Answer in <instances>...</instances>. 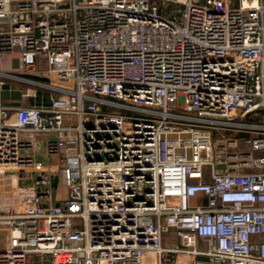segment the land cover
Instances as JSON below:
<instances>
[{"label": "built area", "instance_id": "built-area-1", "mask_svg": "<svg viewBox=\"0 0 264 264\" xmlns=\"http://www.w3.org/2000/svg\"><path fill=\"white\" fill-rule=\"evenodd\" d=\"M16 49L0 264H264V0H0Z\"/></svg>", "mask_w": 264, "mask_h": 264}, {"label": "crops", "instance_id": "crops-1", "mask_svg": "<svg viewBox=\"0 0 264 264\" xmlns=\"http://www.w3.org/2000/svg\"><path fill=\"white\" fill-rule=\"evenodd\" d=\"M19 50L16 49L14 52V55L6 56L1 60L0 64V70H2L4 73L9 75H19L22 77H26L28 79H35L38 82H47V81H41L36 76H24L21 72H19L18 66L19 62L15 58L18 57ZM13 60L16 62L14 66L11 64L13 63ZM44 63H41L40 69H43ZM55 77V78H54ZM51 78L54 81V84L59 85L57 82L56 76H53L51 74ZM5 85H4V91L2 95L3 103L16 107V106H33V105H42L47 104L49 102L50 97L52 94H50V90H46L43 87L37 86L35 84H30L24 81H20L17 79L12 78H3ZM30 95V96H28ZM55 95V94H54ZM51 139H56L54 136L43 137L40 139V141L37 144V149L35 150V158L37 161L44 163V165L48 164L47 157H46V149H45V141ZM53 187L55 188V203L60 205V202L65 200L68 196V189L63 185L62 180L60 178H57L54 180ZM166 244H173L180 243L179 240H172L170 238L165 239Z\"/></svg>", "mask_w": 264, "mask_h": 264}, {"label": "rangeland", "instance_id": "rangeland-1", "mask_svg": "<svg viewBox=\"0 0 264 264\" xmlns=\"http://www.w3.org/2000/svg\"><path fill=\"white\" fill-rule=\"evenodd\" d=\"M169 4L165 5L164 10H165V12L167 11L168 12L167 14L169 15V17L172 18L174 15H178V13L181 11L182 7L178 8L177 6H173V5H171V4L169 5ZM180 20H181V17L179 18V21ZM52 75L55 76V74H52ZM60 179H61V177H60ZM4 238H5V232L0 234L1 246H3V244H4V241H5ZM166 238H167V236L165 237V239ZM164 244H166V241H164Z\"/></svg>", "mask_w": 264, "mask_h": 264}, {"label": "trees", "instance_id": "trees-1", "mask_svg": "<svg viewBox=\"0 0 264 264\" xmlns=\"http://www.w3.org/2000/svg\"><path fill=\"white\" fill-rule=\"evenodd\" d=\"M168 4H169V3H168ZM170 4L173 5V6H177L178 8L181 7L180 5H175V4H172V3H170ZM170 4H169V5H170ZM164 8H165V7H164ZM167 13H168V12H167V11L165 12V10L162 11V15H164V16L166 15L167 17H169V15H168Z\"/></svg>", "mask_w": 264, "mask_h": 264}]
</instances>
